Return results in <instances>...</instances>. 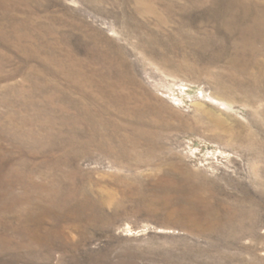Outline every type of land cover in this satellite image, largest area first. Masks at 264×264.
<instances>
[{
    "label": "rangeland",
    "instance_id": "1",
    "mask_svg": "<svg viewBox=\"0 0 264 264\" xmlns=\"http://www.w3.org/2000/svg\"><path fill=\"white\" fill-rule=\"evenodd\" d=\"M0 264H264V0H0Z\"/></svg>",
    "mask_w": 264,
    "mask_h": 264
}]
</instances>
